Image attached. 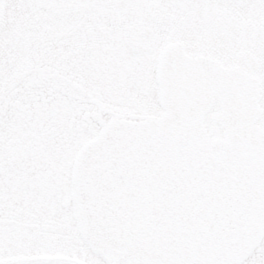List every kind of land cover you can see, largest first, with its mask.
<instances>
[{"label": "snow or ice", "instance_id": "6c2138e0", "mask_svg": "<svg viewBox=\"0 0 264 264\" xmlns=\"http://www.w3.org/2000/svg\"><path fill=\"white\" fill-rule=\"evenodd\" d=\"M0 264H264V0H0Z\"/></svg>", "mask_w": 264, "mask_h": 264}]
</instances>
